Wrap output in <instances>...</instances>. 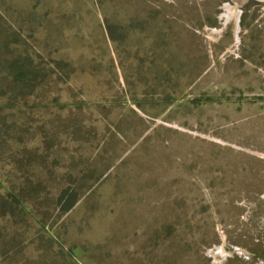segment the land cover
<instances>
[{
  "label": "rangeland",
  "instance_id": "374dc122",
  "mask_svg": "<svg viewBox=\"0 0 264 264\" xmlns=\"http://www.w3.org/2000/svg\"><path fill=\"white\" fill-rule=\"evenodd\" d=\"M225 3L177 0L205 53L193 37L187 57L182 47L158 59L152 35L133 37L110 0H0L11 56H39L49 68L63 60L72 73L0 99V264H166V243L203 236L211 223L196 202L178 206L197 195L203 205L223 199L224 222L211 208V245L176 263L170 252L169 264H264L238 239L264 229L253 212H264V1L239 5L237 36L220 19ZM118 22L124 40L114 43L106 25ZM164 62L172 103L143 87L160 84ZM195 68L204 71L192 81ZM8 186L19 206L4 201ZM187 220L199 230H185ZM240 240L248 249L234 247Z\"/></svg>",
  "mask_w": 264,
  "mask_h": 264
},
{
  "label": "trees",
  "instance_id": "16d2710c",
  "mask_svg": "<svg viewBox=\"0 0 264 264\" xmlns=\"http://www.w3.org/2000/svg\"><path fill=\"white\" fill-rule=\"evenodd\" d=\"M177 0L173 1H164V0H110V3L116 4L118 7L122 8L124 17L120 18L122 23L130 22L134 29L133 37H136L141 43L143 38H145L148 34L152 35V48H157L158 51V59L162 58L167 53H171L173 48L184 49L185 56L187 57L190 54V50L187 49V46L190 41L194 37V43L190 45H196L193 47L195 53L198 54L200 48L205 53L203 47L202 38L195 33L194 30H191L184 24V13L179 11L175 4ZM251 4H247L245 6L246 10L250 8ZM120 14V13H119ZM216 20V19H214ZM112 23V22H111ZM113 24V23H112ZM210 24V22L208 23ZM114 25V24H113ZM210 25L216 26V23H211ZM188 29H187V28ZM106 30L108 36L115 43L117 40H124L122 38L123 32L125 31L124 26L120 25L118 22L115 27H111L109 24L106 25ZM187 38V39H186ZM162 41H168L169 44H165L163 46L160 45ZM181 42V44L179 43ZM0 44L2 48V54L0 55V99L5 102L17 101L18 99H23L26 96H30L33 93H38L40 90H45V84L50 78V73L56 74V70H60L65 78H69L72 73L67 71V63L63 60L52 61L54 64L53 68H49L46 63H44L41 57H32L30 55L18 57L11 56L13 50L10 49L9 44L4 41V38L0 39ZM120 43H116L115 45H119ZM144 45V44H143ZM139 46V45H138ZM140 47V46H139ZM203 58V55L201 57ZM166 63H163V68H160V72L155 73L154 76H159L160 84L155 86V83L152 82L151 85L143 81V87L148 89L149 87L157 88L160 90V93L164 97H171L170 103L175 101L174 94L178 93H170L171 87L174 86V83L171 81L170 71L166 69ZM165 65V66H164ZM196 69V68H195ZM204 71V68L196 69V71L190 75L189 77H194V80L198 78ZM192 77V81H193ZM64 80V79H61ZM144 80V78H143ZM179 83V81H177ZM176 84V83H175ZM173 96V97H172ZM177 95L176 97H178ZM38 156V155H37ZM28 185V184H26ZM8 190L6 191V197H4V201L10 200L12 205H20L22 202L19 198V195L12 193V186H8ZM30 185H28V189ZM32 194V193H31ZM34 195V194H33ZM202 199L197 195L194 198L189 199V201H184L180 203L178 206L182 205L184 207L186 202H196L201 206L200 213L207 214V218L211 221L209 227L207 226L204 230L203 236L199 232L195 236L191 238V240H187L186 236L179 235L177 244L174 246L173 243L169 242L170 232L174 230L172 223H167L164 225L165 235V248L163 249L162 255H166V257H162V263L169 264L172 261V255L170 252H173L174 259L173 262L176 263V257H179L182 261L184 254L189 252L190 254L197 255L200 248L206 245H211V241L213 236L211 233L213 232L211 227L213 225V221L211 219V214L207 213L211 208H215L214 213L220 216L221 222H224V217L222 216V201L216 202L214 200L211 203L203 205L201 202ZM35 203L38 202L37 198L34 197ZM75 199L68 205L66 211H68L71 207L74 206ZM258 206V205H257ZM256 206L253 207V212L255 216H259L264 214V212L260 213L259 211H255ZM248 212L250 208H245ZM183 212L185 210L183 209ZM250 213V212H249ZM37 222L41 220L37 217H34ZM42 222V221H41ZM198 221L187 220L185 223V230L192 232L193 230L198 231L199 226L197 224ZM43 223V222H42ZM223 231V227H221ZM44 230V229H43ZM258 233H255L254 230H248L241 234V237L238 239H247L248 242L251 243V248L249 251L251 253H257L259 256L255 259H264V229L258 230ZM257 234V235H256ZM218 235V234H217ZM54 242V240H53ZM241 247L242 249H248L245 246L244 241L240 240V243L235 245L234 247ZM175 248V249H174ZM172 249V250H171ZM160 251V249L158 248ZM174 250V251H173ZM65 253V252H64ZM66 258H68L67 253L64 254ZM69 256H72L71 252H69ZM74 255L72 256V258ZM71 258V259H72ZM232 264V261H228Z\"/></svg>",
  "mask_w": 264,
  "mask_h": 264
},
{
  "label": "water",
  "instance_id": "95a60500",
  "mask_svg": "<svg viewBox=\"0 0 264 264\" xmlns=\"http://www.w3.org/2000/svg\"><path fill=\"white\" fill-rule=\"evenodd\" d=\"M231 1L233 3L232 6H229L226 3L221 6L220 19L222 22L228 23L232 28L233 34L237 36L238 35V17H239L238 7L240 4L242 5L243 2L246 0H231ZM261 1H264V0H261Z\"/></svg>",
  "mask_w": 264,
  "mask_h": 264
}]
</instances>
